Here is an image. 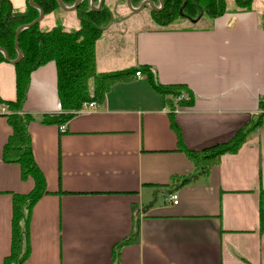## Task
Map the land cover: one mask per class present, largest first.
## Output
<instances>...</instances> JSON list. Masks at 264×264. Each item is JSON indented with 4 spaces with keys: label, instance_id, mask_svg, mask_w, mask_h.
Returning a JSON list of instances; mask_svg holds the SVG:
<instances>
[{
    "label": "crops",
    "instance_id": "crops-1",
    "mask_svg": "<svg viewBox=\"0 0 264 264\" xmlns=\"http://www.w3.org/2000/svg\"><path fill=\"white\" fill-rule=\"evenodd\" d=\"M7 1L15 11L29 3ZM263 15L252 2L249 10H229L202 24L134 27L115 41L107 36L105 49L96 41L98 72H132L95 108L74 113L64 132L57 125H29L47 193L32 207L30 255L23 264H264V117L236 153L222 154L185 184L173 177L195 174L196 167L177 149L170 121L186 149L201 151L229 141L264 113ZM78 22L74 10L59 9L44 14L39 26L76 29ZM155 85H184L192 101L172 110L176 98ZM15 99V67L2 60L0 264L10 250L11 194L33 187L31 178L20 179L17 164L1 158L11 132L6 102ZM23 110L36 117L60 113L53 61L30 73ZM171 192L177 204L169 201ZM128 237L111 263L113 247Z\"/></svg>",
    "mask_w": 264,
    "mask_h": 264
},
{
    "label": "trees",
    "instance_id": "trees-1",
    "mask_svg": "<svg viewBox=\"0 0 264 264\" xmlns=\"http://www.w3.org/2000/svg\"><path fill=\"white\" fill-rule=\"evenodd\" d=\"M44 14L61 9L57 0H33ZM76 0H62L65 6H72ZM153 1V0H152ZM253 0H232L241 11L251 8ZM95 0L94 3H97ZM132 2V0H131ZM158 3V0H157ZM163 6L155 11L150 8L151 17L161 27L184 19L191 24L202 16L207 19L218 17L230 9L227 0H162ZM78 19V28L67 30L56 24L50 29H42L39 22L21 29L17 36V44L22 57L14 64L16 99L6 102V122L11 132L2 146L1 158L5 163L19 166L20 179L33 180L32 189L26 194H11V233L9 254L3 258L2 264H23L30 255L29 222L34 204L46 194L43 175L36 165L30 143L29 125L37 122L42 125H66L84 102H101L109 87L127 79L132 70L129 68L109 72H98L96 69V41L107 29L113 18L111 9L102 2L98 10H92L89 0H81L74 10ZM39 15L37 8L27 4L24 11H15L7 0H0V47L10 60H15L17 51L14 46L15 31L20 25H26ZM264 30V16L262 17ZM5 61L0 52V61ZM53 61L57 74V94L60 113L42 114L36 117L23 110L30 73L45 63ZM143 68H141L142 70ZM134 72L140 70L133 69ZM155 88L164 95L174 98L185 92L184 85ZM187 92V91H186ZM185 92V93H186ZM180 100L181 106H188L192 99ZM172 110L174 105L170 102ZM259 108L264 111V97L259 99ZM264 113L260 112L248 125L239 130L229 141L210 146L201 151H191L184 147L179 130L170 116L171 127L176 133L177 149L184 152L195 163V174L188 177H173L180 184L189 183L196 175L206 174L210 167L218 162L225 153H236L248 135L261 127ZM134 225L129 237L136 233ZM129 237L115 244L112 250L111 263H115L118 251L127 243Z\"/></svg>",
    "mask_w": 264,
    "mask_h": 264
},
{
    "label": "rangeland",
    "instance_id": "rangeland-1",
    "mask_svg": "<svg viewBox=\"0 0 264 264\" xmlns=\"http://www.w3.org/2000/svg\"><path fill=\"white\" fill-rule=\"evenodd\" d=\"M125 1L126 0H121V2H119V0H117L116 6H111V5L109 6V8H111V13L113 16L110 22V25L111 26L113 25V26L109 29L110 27L109 25L107 29H105L107 31L106 32L105 30L103 31L101 37L99 38L97 42L98 46H100V43L102 44L103 49H105L106 48L105 45H107L106 43L107 36L110 37V41L112 42V41H115V37L117 33L128 32L129 34H132L134 32V27L142 28V29H161V28H168V27H180V26H190L191 25L189 21H186L184 19H177V21L167 25V27H161L151 17L152 15H151L150 7L148 5H145L138 12H134L126 6ZM136 1L137 2L132 0L131 2V5L133 8H138L141 4L140 3L141 0H136ZM153 2H154V5L157 6V0H153ZM252 2L254 5L255 4L259 5L264 10V0H253ZM227 8L230 10H240L238 7H236L232 3V0H227ZM71 14H74V13L72 12ZM67 16H74V15L69 14ZM203 18H206V17L202 16L197 23L202 24L204 22ZM57 19L59 21H62L59 17H57ZM123 19H126V20L124 21ZM53 22H54V19H53ZM60 25H63V24L60 23ZM65 29L72 30L75 28H70L69 26H66Z\"/></svg>",
    "mask_w": 264,
    "mask_h": 264
},
{
    "label": "water",
    "instance_id": "water-1",
    "mask_svg": "<svg viewBox=\"0 0 264 264\" xmlns=\"http://www.w3.org/2000/svg\"><path fill=\"white\" fill-rule=\"evenodd\" d=\"M80 1H81V0H76L72 6H68V7H67V6H65V5L63 4L62 0H57L59 7H60L61 9H63V10H68V11H73V10H75V8L77 7V5H78V3H79ZM89 1H90V7H91L92 10H98V9L101 7L102 2H103V0H98L97 5L94 6V1H95V0H89ZM125 2H126V6H127L130 10H132V11H134V12H138V11L141 10L145 5H148L151 9H153V10H155V11L160 10V9L162 8V6H163L162 0H158V6H155V5H154V2L151 1V0H143L138 8H133V7H132V5H131V0H126ZM29 4H30L31 6L37 8V10L39 11V15H38V17H37L35 20H33L31 23L26 24V25H20V26L16 29V31H15V36H14V46H15V49H16V51H17V57H16V59H15V60H10V59L8 58V56H7L6 51H5L3 48L0 47V52L3 53V56H4L5 61H6V62H10L11 64H15V63L18 62V61L20 60V58L22 57V52H21V50L19 49L18 44H17V36H18L19 31H20L21 29L25 28V27H29V26H32V25L38 23V22L42 19L43 15H44L43 10H42V9L40 8V6H39L37 3H35L33 0H29Z\"/></svg>",
    "mask_w": 264,
    "mask_h": 264
},
{
    "label": "built area",
    "instance_id": "built-area-1",
    "mask_svg": "<svg viewBox=\"0 0 264 264\" xmlns=\"http://www.w3.org/2000/svg\"><path fill=\"white\" fill-rule=\"evenodd\" d=\"M135 76H140L141 75V71L138 70L134 73ZM176 105L174 107L173 110L175 111H178L181 107V105L178 103L180 100H185L186 99V95L184 94V92H181L179 95H177L176 97ZM97 106V103L96 102H84L81 106V108L77 111V112H86V111H90L92 108H95ZM65 126L66 125H59L58 126V130L60 132H64L65 131ZM169 201L172 203V204H177L178 202V197H177V193L176 192H171L169 194Z\"/></svg>",
    "mask_w": 264,
    "mask_h": 264
}]
</instances>
